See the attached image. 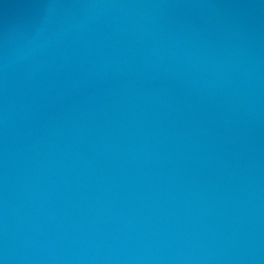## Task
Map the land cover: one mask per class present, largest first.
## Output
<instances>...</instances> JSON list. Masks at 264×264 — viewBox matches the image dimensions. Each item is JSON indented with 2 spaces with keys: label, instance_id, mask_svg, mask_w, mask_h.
Masks as SVG:
<instances>
[{
  "label": "water",
  "instance_id": "obj_1",
  "mask_svg": "<svg viewBox=\"0 0 264 264\" xmlns=\"http://www.w3.org/2000/svg\"><path fill=\"white\" fill-rule=\"evenodd\" d=\"M0 264H264V0H0Z\"/></svg>",
  "mask_w": 264,
  "mask_h": 264
}]
</instances>
